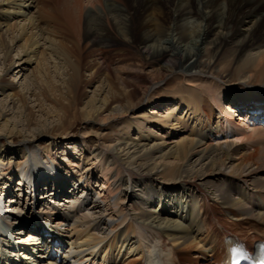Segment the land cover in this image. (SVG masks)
Returning <instances> with one entry per match:
<instances>
[{"label": "bare ground", "instance_id": "1", "mask_svg": "<svg viewBox=\"0 0 264 264\" xmlns=\"http://www.w3.org/2000/svg\"><path fill=\"white\" fill-rule=\"evenodd\" d=\"M50 1L0 0V264H54L12 253L42 243L20 228L34 215L70 247L62 264H222L228 238L264 241V127L223 110L264 96V0ZM102 17L135 65L93 51ZM179 74L189 95L158 115L150 97ZM111 124L125 136L107 148L104 134H72ZM37 173L66 194L61 210L12 196Z\"/></svg>", "mask_w": 264, "mask_h": 264}, {"label": "rangeland", "instance_id": "2", "mask_svg": "<svg viewBox=\"0 0 264 264\" xmlns=\"http://www.w3.org/2000/svg\"><path fill=\"white\" fill-rule=\"evenodd\" d=\"M50 3H52V5H54L55 4V0L54 1L51 0ZM120 4H122V3L120 2ZM106 10L109 11V6H108V8ZM89 11H91V10H89ZM94 15H95V16H93L94 19L95 20H98L96 14H94ZM103 17H106L105 14H103ZM103 17L100 18V19H102V24L100 23L99 25H97L98 23L93 22L91 28H92L94 34H98L99 36H101L102 38L105 39V41L103 42V44H104L103 46L104 47L102 45L101 46L96 45L95 46V49L93 48V51L96 50V47H97V49H100L101 48L102 49L101 51H103V54L106 56V58H108V57L110 58V60H111L110 65L111 66L113 64H116V63H119V62H120L121 65H125V66L135 65L137 62L135 64L133 62H129L130 61L129 59H131L133 61H136L137 60L135 48H130L124 42L123 39L121 40V38L118 35L116 36V34H117L116 33V30L111 25H109L107 23V19H105ZM41 21H42L41 26L43 28L44 27L48 28V26L46 25V23L44 22V20L41 19ZM93 24H95V25H93ZM95 26H97V27H95ZM110 29H111V31H110ZM74 39H77V38L75 37ZM109 39H111V40H109ZM107 45L108 46L110 45V46L108 47ZM231 73H232V77H233V79H232L233 83H240V81H238L239 78H238L237 74L234 71H232ZM170 80L171 81L169 83V87L166 90H163L159 94H155L154 96L150 97V99L156 98V99L160 100L162 102V104H164L162 107H160L158 109V111L161 110L162 112H165V110H166L165 107H167L169 104H171L174 101L173 100L174 97L176 99H178L177 97H179V96H182V95L183 96H187V95H189V93H187V89H188L187 84L188 83H187V80H186V76H183V75L179 74V75H176L175 77H172ZM197 87L200 88L201 90H207L208 88L211 87V84H203L202 83V84H199ZM216 90H217V92L223 91L222 89H220V87L219 88H216ZM178 100L180 101V99H178ZM143 111H144L143 113L146 112L148 114V112L150 111V109H146V111L145 110H143ZM161 111L158 112V115H160V113H161V115L163 114ZM180 114L181 113H178V115H180ZM181 115H180V117H181ZM216 118H217V115H216ZM122 120L123 119H121V121ZM41 121H44V119L41 120ZM111 125L106 126L107 128L106 127L97 126L94 130L89 129V128L85 129L84 125H79V126H77V127L74 128L72 134H74V136H76L75 138H77V140H80L82 138V136H84L83 134H87L88 133V134L91 135V132H96V133L98 132L97 134H100V133L101 134H104V136H105L104 147L107 148V146L109 147L111 144L112 145L115 144L117 142L116 141L117 139H119L122 136L123 137L125 136L121 132V129H123L122 126H124V125L119 126V127H116L114 124H111ZM131 136L134 137V138L135 137L138 138L140 135L137 134V133H135V132H131ZM90 139L91 140L88 141V144L89 145H94L96 143V140H95L94 136L93 135L90 136ZM21 140H22V138H16L15 139V143H19ZM100 143L101 142H99V144ZM58 149H60V148L58 147ZM61 151L62 150H59V152H61ZM159 209L160 208H158L157 210H159Z\"/></svg>", "mask_w": 264, "mask_h": 264}]
</instances>
